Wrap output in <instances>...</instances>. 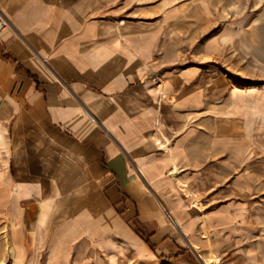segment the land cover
I'll use <instances>...</instances> for the list:
<instances>
[{
	"label": "crops",
	"instance_id": "1",
	"mask_svg": "<svg viewBox=\"0 0 264 264\" xmlns=\"http://www.w3.org/2000/svg\"><path fill=\"white\" fill-rule=\"evenodd\" d=\"M226 4L236 18L196 66V0H0V219L18 245H48L50 264H88L91 245L109 264L155 263L258 232L245 202L264 176L248 171L264 81L234 91L201 68L250 60L263 77L264 0Z\"/></svg>",
	"mask_w": 264,
	"mask_h": 264
},
{
	"label": "rangeland",
	"instance_id": "2",
	"mask_svg": "<svg viewBox=\"0 0 264 264\" xmlns=\"http://www.w3.org/2000/svg\"><path fill=\"white\" fill-rule=\"evenodd\" d=\"M202 7L206 9L207 14L204 20L201 22L196 21V66H199L201 58L198 52L200 45L205 44L209 39L216 36L220 29L226 26L228 22L236 18V15L230 9V5L226 4V0H196V13L198 14V8ZM251 8V6H250ZM251 12V11H250ZM251 23V21H250ZM256 23V22H254ZM253 23V24H254ZM253 33V39L249 40L248 45H257L258 36L256 31V25L254 24L250 29ZM246 59V58H244ZM225 58H213L210 65H206L201 68L204 72H214L216 75L224 76L230 79L234 84V91L236 89L247 90V89H258L263 88L264 74L261 77L260 71L262 69H256L249 60L248 68L230 69L224 65ZM246 64L247 62L244 61ZM227 64V63H225ZM250 67V68H249ZM253 67V68H251ZM240 73V74H238ZM264 73V72H263ZM259 74V75H258ZM243 75V76H242ZM245 76V77H244ZM261 77L262 79H257ZM260 80V81H259ZM225 92V90H223ZM226 95L223 97L225 100ZM222 98V104L224 103ZM171 102L173 101L172 98ZM220 103V102H219ZM198 116V115H197ZM197 123V122H196ZM198 124V123H197ZM203 125H210L209 120L202 122ZM201 124V125H202ZM250 125L253 122H249ZM154 140L161 145L162 148L168 149V141H163L157 134L154 135ZM252 163L249 165L248 171L253 172H264V151L258 155L253 153ZM255 161V162H254ZM4 176H0V186ZM251 179L252 194L246 199L245 204L249 206L248 216L250 226H254L258 232L255 234H249L247 238L242 237L235 243L234 246L227 250H222L220 253L213 252L212 249L208 251H200L195 255H188L180 258L178 261L166 262L165 259H161L155 263H146L135 260L133 254L127 251L122 252L120 261L118 264H264V176H248ZM13 182H15V176H12ZM15 193V191H13ZM197 199V198H196ZM13 208L16 206V198L11 202ZM196 207L202 208L201 202L196 200ZM257 233V234H256ZM26 243L24 245H18L16 243V229L15 226L12 228V238L5 224L0 219V264H50L48 261V245L29 243V239L26 237ZM84 249V248H83ZM85 250V249H84ZM81 246L75 245L74 252L79 253ZM89 262L88 264H109L108 263V252L102 254L103 260L98 254L93 253L92 245L88 248ZM52 254V252H51ZM202 257H201V256ZM24 256V258H23ZM57 256V255H56ZM59 256V255H58ZM51 257V256H50ZM177 257V256H176ZM23 258V259H22Z\"/></svg>",
	"mask_w": 264,
	"mask_h": 264
},
{
	"label": "built area",
	"instance_id": "3",
	"mask_svg": "<svg viewBox=\"0 0 264 264\" xmlns=\"http://www.w3.org/2000/svg\"><path fill=\"white\" fill-rule=\"evenodd\" d=\"M4 26H6V23L4 21H0V29L3 28ZM166 215L170 219V221H173L172 217H171V215L169 213L166 214Z\"/></svg>",
	"mask_w": 264,
	"mask_h": 264
},
{
	"label": "bare ground",
	"instance_id": "4",
	"mask_svg": "<svg viewBox=\"0 0 264 264\" xmlns=\"http://www.w3.org/2000/svg\"><path fill=\"white\" fill-rule=\"evenodd\" d=\"M165 98V97H164ZM165 100H167L168 102H171V99L170 98H165ZM171 104V103H170ZM158 145V144H157ZM159 146H161L160 144H159ZM141 174V173H140ZM141 177V176H140ZM167 213V212H166ZM177 223V222H176ZM191 245V244H190ZM194 248H195V246H194Z\"/></svg>",
	"mask_w": 264,
	"mask_h": 264
},
{
	"label": "trees",
	"instance_id": "5",
	"mask_svg": "<svg viewBox=\"0 0 264 264\" xmlns=\"http://www.w3.org/2000/svg\"><path fill=\"white\" fill-rule=\"evenodd\" d=\"M147 243H149V242L147 241ZM161 259H165L166 261H171L173 258H164V257H162Z\"/></svg>",
	"mask_w": 264,
	"mask_h": 264
}]
</instances>
